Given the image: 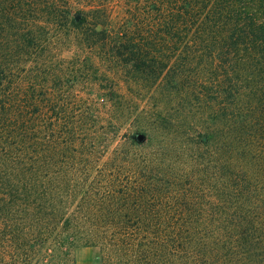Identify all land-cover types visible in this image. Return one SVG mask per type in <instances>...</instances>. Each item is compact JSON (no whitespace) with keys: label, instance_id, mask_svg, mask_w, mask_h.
<instances>
[{"label":"trees","instance_id":"trees-1","mask_svg":"<svg viewBox=\"0 0 264 264\" xmlns=\"http://www.w3.org/2000/svg\"><path fill=\"white\" fill-rule=\"evenodd\" d=\"M50 242L264 264V0H0V264Z\"/></svg>","mask_w":264,"mask_h":264},{"label":"rangeland","instance_id":"rangeland-1","mask_svg":"<svg viewBox=\"0 0 264 264\" xmlns=\"http://www.w3.org/2000/svg\"><path fill=\"white\" fill-rule=\"evenodd\" d=\"M113 72L112 75H115L117 73ZM118 75H120V77H117ZM115 77L118 83L117 89L119 92L131 96L138 91V87L134 83L126 82V78L123 77L121 73H117ZM43 252L42 264H56V262H58L56 260L58 259V257L68 259L65 264H94L95 260L94 253L89 249L72 250L71 252H69V254H61L55 242H50L48 245H46Z\"/></svg>","mask_w":264,"mask_h":264}]
</instances>
